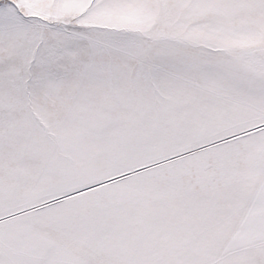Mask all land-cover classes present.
<instances>
[{"label":"snow or ice","instance_id":"snow-or-ice-1","mask_svg":"<svg viewBox=\"0 0 264 264\" xmlns=\"http://www.w3.org/2000/svg\"><path fill=\"white\" fill-rule=\"evenodd\" d=\"M0 264H264V0H0Z\"/></svg>","mask_w":264,"mask_h":264}]
</instances>
